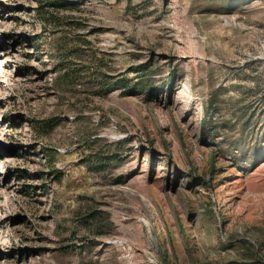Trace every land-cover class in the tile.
<instances>
[{
	"label": "rangeland",
	"instance_id": "obj_1",
	"mask_svg": "<svg viewBox=\"0 0 264 264\" xmlns=\"http://www.w3.org/2000/svg\"><path fill=\"white\" fill-rule=\"evenodd\" d=\"M60 1L0 0V264H264V0Z\"/></svg>",
	"mask_w": 264,
	"mask_h": 264
},
{
	"label": "trees",
	"instance_id": "obj_2",
	"mask_svg": "<svg viewBox=\"0 0 264 264\" xmlns=\"http://www.w3.org/2000/svg\"><path fill=\"white\" fill-rule=\"evenodd\" d=\"M40 2H42V4H41V8L42 9H44L45 8V6H53V7H67V5L66 4H64L62 1H60V0H50V1H48V2H46V3H48L47 5L46 4H43V1H41L40 0ZM63 68H61V69H64L65 67H64V65L62 66ZM122 82H123V80H118V81H115V82H113L112 84H111V87H110V89L112 88V87H114V88H117L118 86H122L121 84H122ZM113 85V86H112ZM124 86V85H123ZM133 88H135V87H133ZM132 88V89H133ZM134 90V89H133ZM58 121H55V122H52V120H48L47 122H46V126L49 128V129H53L54 128V126H56L58 123H57Z\"/></svg>",
	"mask_w": 264,
	"mask_h": 264
}]
</instances>
